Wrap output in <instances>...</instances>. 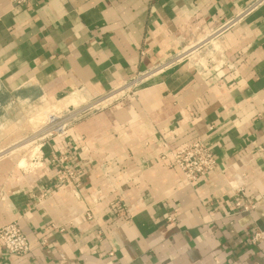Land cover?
I'll return each mask as SVG.
<instances>
[{"label": "crops", "instance_id": "obj_1", "mask_svg": "<svg viewBox=\"0 0 264 264\" xmlns=\"http://www.w3.org/2000/svg\"><path fill=\"white\" fill-rule=\"evenodd\" d=\"M250 1L0 0V123L102 105L37 146L0 131V228L32 246L0 264H264V5L214 33ZM197 138L218 166L190 184L163 155Z\"/></svg>", "mask_w": 264, "mask_h": 264}, {"label": "built area", "instance_id": "obj_2", "mask_svg": "<svg viewBox=\"0 0 264 264\" xmlns=\"http://www.w3.org/2000/svg\"><path fill=\"white\" fill-rule=\"evenodd\" d=\"M17 4H22L30 0H14ZM264 5V0H252L243 8L239 9L230 19L223 22L214 31L216 35L222 34L231 30L233 27L241 23L246 17L256 11L258 8ZM139 78L133 79L131 82H125L118 89L111 91L108 94V98H112L113 95L122 89H126L130 84L138 83ZM94 102L98 103L97 106H93ZM102 105L99 101H91L83 105H72L66 108L59 109V111L51 110L47 116L44 126L36 130L38 136L33 138L22 139L18 144H22L27 141L26 146L36 144L37 141H43L51 136H64L69 129L73 127L77 122L87 117L94 111L100 109ZM33 156H36L34 153ZM37 158V156L35 157ZM163 159L168 161L169 166L179 168L186 181L190 184L195 183L203 176L215 170L218 166L216 157L209 145L201 138H197L187 145L171 149L166 146V152L163 155ZM57 161L61 164V174L58 177V181L61 186L76 184V175L73 171L68 169L65 164L69 161V153L62 154ZM240 195L237 206H241L244 209L248 207L243 206L242 195L244 191L240 189ZM170 220L172 218L170 217ZM264 239V231H257L254 234L253 240ZM0 247L4 251L13 256H24L31 252V242L25 233L22 231L18 222H10L0 228Z\"/></svg>", "mask_w": 264, "mask_h": 264}, {"label": "rangeland", "instance_id": "obj_3", "mask_svg": "<svg viewBox=\"0 0 264 264\" xmlns=\"http://www.w3.org/2000/svg\"><path fill=\"white\" fill-rule=\"evenodd\" d=\"M74 104L77 106L79 103L78 102H74ZM98 103H96V105L94 106H97ZM101 107V106H99ZM59 108L60 107H50V108H47V107H39L37 110H33V109H36V107H34L32 109V107H28V108H24V109H19V108H12L11 110V118H13L12 120H9L5 125H3V123H0V131L4 132V131H7V132H12L14 133V135H16L15 133H17L16 131L18 130H38L40 129L41 127L44 126V123L46 122V119H47V116L49 114V112L51 110H56V111H59ZM28 111V112H27ZM31 111V112H30ZM32 113V114H31ZM43 115V117L41 116ZM43 119V120H42ZM19 137L17 136H8V137H4V138H0V146H13L16 142H18ZM28 142L25 141L23 142L22 144H15L14 146L15 147H12L11 149H14L16 147H19V146H24L25 144H27ZM27 147H30V145L26 146ZM25 147L20 149L19 151H16L14 152V154H12L13 157H16L18 156L19 153H21V156L19 157L21 160V158H26L25 157ZM3 154V153H2ZM1 155V154H0ZM24 163L26 162L25 160L23 161ZM22 162V163H23ZM26 166V164H25Z\"/></svg>", "mask_w": 264, "mask_h": 264}, {"label": "bare ground", "instance_id": "obj_4", "mask_svg": "<svg viewBox=\"0 0 264 264\" xmlns=\"http://www.w3.org/2000/svg\"><path fill=\"white\" fill-rule=\"evenodd\" d=\"M212 44H213V43H212ZM205 47H206V46H205ZM214 48H215V47H214ZM190 49H191V48H190ZM196 55H197V54H196ZM198 59H199V58H198ZM198 59H197V60H198ZM57 107H58V106H57ZM41 116L43 117V115H41ZM42 120H43V119H42ZM23 164H24V162H23Z\"/></svg>", "mask_w": 264, "mask_h": 264}]
</instances>
